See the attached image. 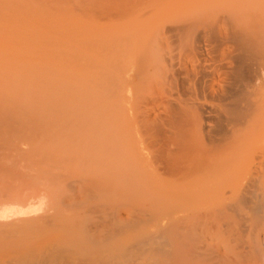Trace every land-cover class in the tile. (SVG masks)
<instances>
[{
  "label": "rangeland",
  "instance_id": "obj_1",
  "mask_svg": "<svg viewBox=\"0 0 264 264\" xmlns=\"http://www.w3.org/2000/svg\"><path fill=\"white\" fill-rule=\"evenodd\" d=\"M34 1L0 0V64L34 65L40 109L39 172L34 181L40 195L35 200H43L39 215L45 219L39 217V224L35 220L36 224L15 229L7 241L16 252L2 256L0 264H191L194 260V264H224V260L225 264H263L257 250L263 248V239L254 231L258 226L264 229L260 225L264 224V141L242 134L236 161L220 173L222 163L209 162L201 153L212 148L207 146L209 137L219 139L229 128L230 122L225 121L229 115L222 113L233 108L232 102L221 97L229 83L221 73L213 92L204 94L194 78L179 72L188 69L194 75L196 68L254 66L247 61V51L227 42L231 28H221L228 40L222 38L223 33H208L211 25L216 28L217 20L240 9L239 3L73 0V4L66 0V4L52 0L55 5L41 0V9V3ZM59 2L68 11L61 12ZM241 2L246 7L251 1ZM176 19L179 24L185 21L183 25L197 21L184 39L162 31L170 30ZM59 32L64 34L59 36ZM140 71L154 75L156 71L158 85L148 89L151 85L143 83ZM244 71L248 78L254 73ZM56 80H63L72 90L57 88ZM101 82L102 86L96 85ZM198 94L199 102L210 107L211 117L204 123L212 129L202 131L198 124L196 137L174 152L153 127L170 133L168 108ZM116 96L121 100L115 111ZM46 115L49 123H41ZM222 154L231 156L232 151ZM179 164L190 171L188 177L172 174ZM212 166H222L213 169L219 178H204V171ZM216 215L223 218L217 220ZM252 244L257 247L248 253Z\"/></svg>",
  "mask_w": 264,
  "mask_h": 264
},
{
  "label": "bare ground",
  "instance_id": "obj_2",
  "mask_svg": "<svg viewBox=\"0 0 264 264\" xmlns=\"http://www.w3.org/2000/svg\"><path fill=\"white\" fill-rule=\"evenodd\" d=\"M37 1H39L41 3V0H37ZM53 1L51 0L52 3H54ZM235 1H236V3L237 2L239 3L240 9H238L236 6L237 10L235 12H231V13L227 14L226 16H224V18L222 20L220 18H218L221 20L220 22H218V20H217L216 23H218L217 24L218 26L216 24H214L215 22H213V24L216 25V28H215V26H212V25L210 27H213V28L207 27L209 30L211 29L208 33H212V34L214 33L215 35H217V34L222 35V33H223L222 38H224V36H225V39H227V38H229V37H227L228 34L221 31V28L222 27H227L228 29L231 28V30L229 31V32L232 31L230 33L231 37L229 40L227 39L228 40L227 42L228 43L231 42L232 44H236L237 46H239V48H242V51L244 49L245 54L248 52L247 54H248L249 59L251 61L250 60H247V61H249V64L252 63V65H254V66H244V64H243V66L235 67L232 64L234 67H217V68H213V69L209 68V69H211L210 71L209 70L206 71L205 68H196L192 72L194 75H191L189 73L188 69H179V70H181V71H179L181 75L184 74V75H187L188 78H191V77L194 78L196 83L198 82V84L200 85L201 93H204V94H206V93L210 94L213 92L214 87H215L213 84L216 81V77H218V75H220L221 73L226 76V80L229 83V85H227L226 89H224L221 93L222 94L221 97L224 99H228L229 102H232L231 104L233 106V108L229 112L226 111L227 113L226 112L222 113V115L223 114H226L227 116L229 115V117H228L229 120H228V118H227V120H225L226 123L228 121L230 122L229 128L227 129L228 132L226 130L225 131L226 134H224V136L220 137L219 139H215L214 137H209V141H208L209 143L207 146L211 145L212 148L209 150H204L203 153H201L203 156H205V158L207 160H209V162H215V163L218 162L217 164H219L221 162L224 169H221L220 173H223V174L225 173V167H227L228 164H231V162L234 161L235 159H237V157H238L237 154L235 155V152L237 150V147L239 146L240 140H242V136H243L242 134H248V135H251L252 137H255V140L257 142L261 141V140L264 141V0H250L251 4L249 2H247L248 5H250V6L247 5L246 7H243V5H241L243 3V2H241V0H234V2ZM17 2H19V1H17ZM26 2L29 3V1H26ZM34 2H36V1H34ZM34 2H32V4ZM215 2H216V0H215ZM72 3L74 4L73 0H72ZM19 4H21V3H19ZM36 4H37V2H36ZM47 4H48V1H47ZM66 4H67V1H66ZM55 5H58V4H55ZM227 5H229V4H227ZM230 5L232 8V6H233L232 3ZM41 6L42 7H40V6L39 7L42 9L43 8L42 3H41ZM47 6H49V5H47ZM58 7H59V9H61L60 7H62V3H60V5ZM233 7H235V6H233ZM48 8H50V7H48ZM74 8L75 7L73 6V9ZM199 8L201 9V7H199ZM18 9H20V8H18ZM55 9L57 10V8H55ZM67 9H69V7ZM73 9H72V13L73 12L75 13V11H73ZM43 10H45V9H43ZM65 10L66 9H64L62 7L61 12H63V11L65 12ZM173 10L176 13L177 12L180 13V9H173ZM202 10H205V9L203 8ZM66 11H68V10H66ZM69 11L71 12V9ZM20 12H22V11H20ZM59 12H60V10H59ZM199 13L201 14L202 11H200ZM22 14H23V12H22ZM194 14H191L189 17L193 16ZM196 15H199L198 12ZM38 17H37V19H38ZM199 17H200V15H199ZM185 18H187V16ZM187 19H189V18H187ZM198 19H200V18H198ZM198 19H195V20H198ZM178 20L180 21V19H178ZM178 20L175 21V23H171L170 24L171 26L169 25L171 27L170 30H168L166 28L165 30H162V31L165 32V34L168 36L170 33H174V34L176 33L175 34L176 37H178L180 39H184V37L188 36V34L190 33L189 30L195 26L197 21L195 22L194 25H192V24L188 25L187 22H186L187 25H183V24H185L184 23L185 21L183 22V24H179V23H177V22H179ZM181 20H182V18H181ZM202 21H204V20H202ZM219 23H220V25H219ZM59 33L60 34L57 33V35H59V36L64 34L62 32H59ZM63 38H65V37H63ZM172 39H173V37H172ZM224 43H226V40ZM229 45H228V47H229ZM225 48H227V46ZM233 49L235 50V48H233ZM35 52L38 53V51H35ZM57 52H58V50H57ZM235 52H237V51L235 50ZM60 54H63V56H65L66 53L61 52ZM241 55H242V53H241ZM248 56H246V57H248ZM70 57H72V55H70ZM73 58L76 60V57H73ZM241 60H240V62H241ZM246 68L250 71L252 70L251 73L254 72L253 74L250 75L249 78H248V75L246 74V71H244V69L246 70ZM140 73L142 75V78L145 77L143 83L145 85H147V84L151 85L148 87V89L150 87H152L151 88V90H152L153 87H155V86H153V84H155V83L158 85L159 80L158 79L154 80L156 77L157 78L159 77L156 71H154L155 75L153 73L152 74L147 73V71H140ZM154 76H156V77H154ZM100 78L103 79V77H100ZM35 83L36 82H35V77H34V65L33 64H0V258L2 256L4 257L6 255L9 256L10 254H15L16 250L13 249L12 247H10L8 245V241H7L9 236L12 233H14L15 229L20 228L21 226L23 228V225H27V224L32 225V222H33V224H36V222L39 224V222H38L39 217H41L42 219H45V218H43L45 216L39 215L40 212L44 209V208H42L43 207L42 206L43 200L41 201L40 197H39L40 202L37 203V201H38L37 197H38L39 191L38 192L36 191L38 189H36V185L34 183V181L36 180V177L38 175L37 173L39 172L37 169L38 168V163H37L38 162V160H37L38 148L36 146L37 137L40 139V137L38 135V129H39L38 128V117H39V115L37 113V109H38L37 108V96H36L37 90L35 87ZM54 84H56L55 86H57V88H63L65 90L66 89L72 90V89H69L72 86L67 85V84L65 85L63 80H56L54 82ZM96 85L102 86V82L100 84H96ZM66 86H68L69 88H67ZM73 88H76V87L73 86ZM83 91H85V89ZM85 93H87V92H85ZM218 94L220 95V93H218ZM46 96L44 95V97H46ZM199 97L200 96L198 94L195 99H193L191 97L190 100L189 99L185 100V101L181 100L184 103H180V104H177L174 106L172 105V106H170V108H168V111L166 112V116H167L166 125L170 127V129H171L170 133L168 131H166L163 127H160V126L153 127L155 134H158L159 137H161V139L163 138L162 141H165V146H167V148L170 146L174 147L173 148L174 152H177V150L182 145L189 144L193 140V138L196 137L198 130H199V128L197 127L198 124L201 127L202 131H204L205 129L207 130L209 128L212 129L211 126H207V124L204 123V122H207V120H209L211 117L209 115V112L207 111L210 107L207 108L208 107L207 105L201 104L199 102L200 101ZM54 98H52V99H54ZM52 99H51V102H52ZM120 100L121 99L119 98V96L118 97L116 96V100H115L114 106L112 108L115 111L117 110L118 107H120L119 106ZM116 102H117V104H116ZM224 102H226V101H224ZM59 103H60V101H59ZM86 104H88V102ZM127 106H128V104H127ZM127 106H125V107H127ZM260 106L262 107L261 112H260V110H261ZM112 109H110V110H112ZM38 110H40V109H38ZM210 110H212V109H210ZM60 111H62V110H60ZM257 112L262 113V115L260 114V116H259L258 115L259 113H257ZM48 113H49V111H48ZM62 113H63V111H62ZM77 113H78V111H77ZM218 117H221V116L219 115ZM46 118H47V115H46V117L43 118V120L44 119L45 120L41 121V123L42 122L46 123L47 122ZM82 118L83 117H81L80 119L82 120ZM224 118L226 119L225 115H224ZM220 121H222V120H220ZM72 122L75 123V121H72ZM47 123H49V121ZM53 123H54V121H53ZM60 126H61V124H60ZM221 126H222V124H221ZM63 127L65 129V126H63ZM219 128H218V130H219ZM224 128H226L225 124H224ZM71 131H73V130H71ZM60 132H62V131H60ZM55 133H57V132H55ZM71 133L73 134V132H71ZM213 134H214V132H213ZM221 135H222V133H221ZM60 137H62V136H60ZM218 137H219V135H218ZM73 139H75V138H73ZM52 142L53 141H51V144H52ZM170 143H171V145H170ZM47 148H48V151H47V153H48L50 151L49 150L50 148L49 147H47ZM225 151H232V155L231 156H224L222 153ZM40 163H42V162H40ZM231 167H232V164H231ZM214 168L220 169V168H222V166H220V167L212 166V167H210V169L208 168L206 171H204L203 174H205V175H203V177L206 179L207 178H209V179L219 178L220 175L217 176L218 172L214 171L213 170ZM42 170H43V168H42ZM235 170H236V168H235ZM41 172L42 171H40V173ZM234 173L236 174V171ZM172 174L176 175L177 177L178 176L179 177H188L191 173L189 170L184 169L182 167V165L179 164L178 166L175 167V169L172 170ZM39 176H41V174ZM214 181H216V180H214ZM34 192L37 193L36 197H28L25 195V194L28 195L29 193H33L35 196ZM24 196H26V198ZM34 201H36V202H34ZM47 211L45 213L48 215L49 213ZM222 215L224 216V214H222ZM223 216H222V218H223ZM216 217H217L216 218L217 220L220 219L217 215H216ZM35 220H37V221L34 223ZM45 221H48V220L46 219ZM223 222H224V219H223ZM140 223H141V221H140ZM262 223L260 222V225L264 226V224H262ZM137 224H139V223H137ZM255 228H256V224H255ZM255 228L253 227L254 230H255ZM258 228H260V227L258 226ZM258 228H256L255 231L253 230L254 233H256V235L254 233H252V234L257 236L258 238L263 239L260 241L263 248L260 247L257 243V245L259 246L257 250H259L258 253H260V255L263 257V260H264V238H263L264 237V229L262 231H260V230H258ZM220 232H221V229H220ZM223 233H226V232H223ZM159 236H161V235H159ZM257 242H259V240ZM247 247H248V245H247ZM254 247L256 248L257 246H255V245L253 246V244H252V247H250L249 250L247 248L248 253L251 252L253 250L252 248H254ZM200 250H201V248H200ZM144 251H146V250H144ZM168 253L169 252H167V254ZM216 253L220 254V252H216ZM253 253H250V254H252V256H253ZM221 255H224V254L221 253ZM220 257L221 256H219V258ZM256 257L258 259L257 255H256ZM191 258H193V257H191ZM221 258H223V257H221ZM229 258H231V257H229ZM249 259L251 261V258H249ZM188 260H190V259H188ZM141 261H142V259H141ZM246 261H248V260H246ZM194 262H196V260H194L193 263H191V264H194ZM224 262L226 263L227 261L224 260ZM241 262H243V261L241 260ZM189 263H190V261H189ZM199 263L197 262V264H199ZM261 263H262V261H261ZM157 264H158V262H157ZM256 264H257V262H256Z\"/></svg>",
  "mask_w": 264,
  "mask_h": 264
}]
</instances>
